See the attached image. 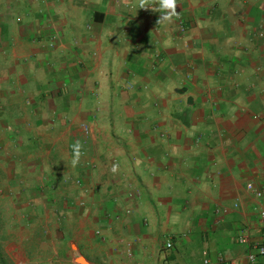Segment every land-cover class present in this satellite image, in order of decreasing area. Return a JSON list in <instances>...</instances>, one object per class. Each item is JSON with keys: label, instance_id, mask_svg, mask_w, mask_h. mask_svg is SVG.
<instances>
[{"label": "crops", "instance_id": "crops-1", "mask_svg": "<svg viewBox=\"0 0 264 264\" xmlns=\"http://www.w3.org/2000/svg\"><path fill=\"white\" fill-rule=\"evenodd\" d=\"M5 2L33 11L9 29L14 62L1 71L5 198L42 203L38 188L65 203L67 225L50 230L66 236L73 264H82L77 255L89 264H219L218 254L249 264L253 247L236 235L247 226L256 243L264 233L247 188L264 183V0H177V14L161 22L141 0ZM76 141L90 146L73 167ZM15 212L4 244H25L28 217L50 223L44 209Z\"/></svg>", "mask_w": 264, "mask_h": 264}, {"label": "rangeland", "instance_id": "rangeland-1", "mask_svg": "<svg viewBox=\"0 0 264 264\" xmlns=\"http://www.w3.org/2000/svg\"><path fill=\"white\" fill-rule=\"evenodd\" d=\"M2 1V0H1ZM16 2V1H15ZM5 0L0 4V108H7L8 105H5L4 102L7 98V91L8 89L4 86L7 83V77L4 75L5 72H1L3 67L9 68L13 64L11 56L8 55L10 52L8 51V47L12 46V41L14 40V35L9 36L7 34L9 32V29L12 26H25V21L29 20L32 16L30 15L32 12L28 13L27 15H23L21 10H17L14 5L11 3L10 8L4 10L3 5L5 4ZM6 16V17H5ZM33 19V18H32ZM8 30V31H7ZM16 35V34H15ZM43 41L40 39V42ZM17 42L22 41L19 39V36H17ZM38 43V40L35 41ZM11 43V44H10ZM53 43V42H52ZM51 45V42H50ZM53 45V44H52ZM30 46V45H29ZM29 59L22 60V62H26ZM10 76V75H9ZM20 79L19 77H15L14 79ZM22 79L24 77H21ZM5 97V98H4ZM17 98V93L12 96V98ZM21 101V99H20ZM5 105V106H4ZM1 116V115H0ZM32 120V117L29 119V121ZM32 122V121H31ZM0 123V128H1ZM29 125L26 128H29ZM48 128H50L49 124L47 125ZM83 132H84V127ZM1 134V132H0ZM39 135V134H38ZM37 135V136H38ZM84 140V139H83ZM2 141H0L1 144ZM82 145V154L81 157L84 156L85 152H87L88 146H90V143H86L84 141H80ZM84 152V153H83ZM1 156V154H0ZM80 163V162H79ZM78 163V164H79ZM28 168H31L33 171V176L41 175V176H47L49 175V170H47L45 173H43L41 170H38L37 168H33L29 166ZM17 172H19V169L17 168ZM24 170L21 171V175H23ZM74 178V177H72ZM2 176H0V264H73L74 262L71 261V254L70 249L68 247V244H60L63 242L64 237H66L63 233L50 230L53 228V223L58 224L59 226L61 224V228H63L66 224V221H64V210H65V203L62 204L59 203V201L55 202H49L48 195L46 190H39L38 188H35V193L40 201H44L42 203L40 202H34V201H16V200H7L4 195V188L1 184ZM62 184H57V187L59 190L63 191L68 189L69 181L66 178H61ZM79 185V184H78ZM77 185V186H78ZM12 186H15V184H10V188ZM56 187H54V192ZM34 189V188H33ZM44 196H46V199H44ZM54 196V195H53ZM43 198V200H41ZM48 200V201H47ZM52 201V200H51ZM32 202V203H30ZM50 203V204H49ZM69 205H75V206H82V202H78V205L76 203ZM44 209L45 212L49 211V217L46 218V220L50 219V223H46L45 225L37 227L38 223L32 222L35 219H32L30 217L27 218V220L24 223V226L22 225L21 230L23 231V239L25 244H4L6 242V236L5 232L7 228H12L18 226V221L16 220L17 217H15L16 210H22L23 212H26L27 216L36 214L39 211H42ZM60 211V213H59ZM53 212V215H52ZM55 212V213H54ZM2 216V217H1ZM25 218H22L20 220L21 222H24ZM70 222V225H73V222L68 219ZM23 224V223H22ZM35 224V225H34ZM50 230V231H49ZM7 232V231H6ZM10 235V234H9ZM52 237L53 241L57 242V244H42V242L49 241V237ZM82 255H77V261H79V257ZM73 262V263H72Z\"/></svg>", "mask_w": 264, "mask_h": 264}, {"label": "built area", "instance_id": "built-area-1", "mask_svg": "<svg viewBox=\"0 0 264 264\" xmlns=\"http://www.w3.org/2000/svg\"><path fill=\"white\" fill-rule=\"evenodd\" d=\"M181 30L185 27L180 23ZM86 130V127L84 128ZM79 183V180L76 181ZM247 188L253 194V196L259 201L258 205V215L259 220L264 225V183H258V185L248 184ZM237 242L239 244H251L253 247V251L247 253L246 259L249 264H255L259 257L264 256V233L261 236L259 242H250V233L249 228L247 226H242L236 235ZM166 248H170L172 246V242L170 240H166L165 242ZM124 253L127 258H132V252L130 250H124ZM217 261L219 264H243L241 260L229 261L224 263L225 257L222 254L217 255ZM204 264H208V258H205L203 261ZM133 264H141V263H133Z\"/></svg>", "mask_w": 264, "mask_h": 264}, {"label": "clouds", "instance_id": "clouds-1", "mask_svg": "<svg viewBox=\"0 0 264 264\" xmlns=\"http://www.w3.org/2000/svg\"><path fill=\"white\" fill-rule=\"evenodd\" d=\"M139 8L149 9L152 12L158 13L159 16L157 22L167 21L177 14V0H141ZM70 149L71 164L75 167L80 162L82 145L79 141H76L70 145ZM115 170L114 167L113 171Z\"/></svg>", "mask_w": 264, "mask_h": 264}, {"label": "water", "instance_id": "water-1", "mask_svg": "<svg viewBox=\"0 0 264 264\" xmlns=\"http://www.w3.org/2000/svg\"><path fill=\"white\" fill-rule=\"evenodd\" d=\"M78 259H79V262L82 263V264H89V263H87V262L84 260L83 256L79 257Z\"/></svg>", "mask_w": 264, "mask_h": 264}, {"label": "trees", "instance_id": "trees-1", "mask_svg": "<svg viewBox=\"0 0 264 264\" xmlns=\"http://www.w3.org/2000/svg\"><path fill=\"white\" fill-rule=\"evenodd\" d=\"M262 258H264V256H262ZM258 262H259V260H258ZM262 263H264V260H263V262H262V261H260V263H258V264H262Z\"/></svg>", "mask_w": 264, "mask_h": 264}]
</instances>
